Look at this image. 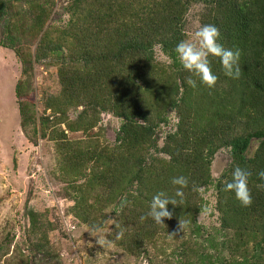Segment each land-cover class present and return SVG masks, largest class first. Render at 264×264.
Wrapping results in <instances>:
<instances>
[{"label": "trees", "instance_id": "16d2710c", "mask_svg": "<svg viewBox=\"0 0 264 264\" xmlns=\"http://www.w3.org/2000/svg\"><path fill=\"white\" fill-rule=\"evenodd\" d=\"M54 2L55 0H0V27L6 33L0 47L15 52L19 62L25 66H31L33 61L43 62L49 53L60 51L62 47L57 40L43 37L39 40L34 60L31 53L22 54L23 48H27L24 44L32 40L34 42L42 31L51 15ZM195 6L200 7L201 11L199 26L215 25L221 33L220 42L227 48L240 51L239 79L226 77L219 60L212 59L211 67L218 77L216 85L212 89L199 84L193 89L187 85L188 73L181 69L174 49L179 41L187 37V15L190 8ZM62 10L68 17L67 23L76 34L79 58L77 53H74L75 58L74 54L59 58L63 63L58 68L61 92L44 104V112L49 111L50 115L38 119L29 103L17 102L19 125L24 137L34 145L38 139H50L48 126L51 123L55 126L63 123L61 118L66 116L69 108L77 110L79 106H83L90 110L97 108V115L113 114L121 120L116 141L122 144L123 149L119 152L118 159L104 153L96 156L100 161L116 165L110 179L115 184L114 194L117 197L141 180L139 171H134L131 162L132 154L141 146H137L141 140L136 137V131L142 125L136 120L146 124L148 127L145 132L150 133V125L165 123V112L174 111L178 117L176 131L167 135L162 152L169 157V171L177 169L184 176L194 177L189 180L190 191L191 184L197 182L206 186L209 176L204 175L203 167L209 163V159L221 148L229 150L231 165L217 184V206L222 213L221 229H227L230 225L226 219L230 215L231 206H227V199L223 203V195L226 193L221 187L222 181L230 180L233 168L239 166L248 171L249 177L256 178L257 185H264V179L258 175L264 171V0H67ZM18 44L23 48L18 47ZM155 47L170 61L173 80L162 78L161 82L157 78L159 73L155 65ZM78 59L82 63L81 68L76 69L73 64ZM24 70L22 75L25 77L27 70ZM161 71L164 75L165 71ZM26 93L27 89L18 81L14 90L15 97L20 100ZM148 93L157 98L154 106L156 110H153L152 105H147ZM166 95L173 96L168 103L163 102L161 97ZM201 99L207 103L205 108H196ZM53 101L55 107L52 105ZM201 110L209 119L203 120L202 112H198ZM86 115L87 113L80 112L79 122ZM199 121H210L212 127L206 125L197 130V126L191 123ZM94 123L88 126H95ZM66 128L71 132L75 129L71 125H66ZM58 137L60 136H54L50 140L57 142ZM253 139L259 141V147L255 155L247 159L244 154ZM62 150L60 146L57 147V152ZM65 155L60 160L66 162V166L58 169L68 176L73 171L70 158ZM143 157L136 158L137 166H141ZM107 177L106 173L101 172L96 179ZM154 178H159L158 174H154ZM117 188L119 193H115ZM249 188L253 202L251 206L244 207V210L254 216L257 222L264 224V187ZM91 189L95 191L98 188L94 184ZM161 191L171 197L162 182L152 188L145 199L141 191H138L139 197L126 196L129 201L127 205L137 208L132 219H137L140 223L141 235L131 236L127 227L118 228L116 217L113 226L115 233L110 235L114 246L129 255H138L144 239L156 235L162 229V225L155 224L151 218L143 221L140 219L149 210L152 197ZM77 192L79 193L78 190ZM230 203L233 204V201ZM94 204L95 201L88 205L80 196L75 199L73 207L80 223L92 229L97 228L92 215L97 210ZM100 208L99 213L103 212ZM121 210L126 211V208ZM236 211L238 212L237 208ZM27 218L30 232L34 235L31 251L40 255L41 264L57 263V255L48 249L50 244L47 243L45 233L40 234L39 216L34 211H28ZM262 230L264 241V227ZM2 241L0 260L10 250L7 241ZM219 246L231 250L226 242Z\"/></svg>", "mask_w": 264, "mask_h": 264}, {"label": "rangeland", "instance_id": "374dc122", "mask_svg": "<svg viewBox=\"0 0 264 264\" xmlns=\"http://www.w3.org/2000/svg\"><path fill=\"white\" fill-rule=\"evenodd\" d=\"M66 2L67 0H55L51 15L34 42L32 40L24 44L27 48L18 44V47L23 48L22 54L31 53L33 60L39 40L43 37L57 40L62 47L60 51L49 53L43 62L33 61L31 66H25L19 62L15 52L0 47V241H7L10 247L8 255L0 260V264H41L40 255L31 251L34 235L29 229L28 211H34L39 216L40 234L45 233L47 243L50 244L48 249L58 257V262L54 264H264V224L247 213L231 192L224 191L225 180L221 187L226 193L223 195V203L227 199V206H231L229 218L226 219L230 226L221 229L222 213L217 206V184L231 165L229 150L226 148L219 149L203 167L204 175L209 176L206 186L198 182L191 184V191L188 187L184 189L182 204L167 206L173 213L172 218L163 221L165 226L162 225L156 235L144 239L139 249L140 254L129 255L112 244L110 235L115 233L113 226L116 217L118 228L127 227L131 236L141 235L140 223L137 219H132L137 208L126 205V211H122V197H139L138 191H141L145 199L152 188L161 182L164 189L171 196L174 195L175 186L171 185L170 180L182 174L177 169L173 172L168 170L169 157L162 152L165 138L176 131L178 117L174 111L165 112V123L150 125L151 134L145 132L148 127L146 124L136 120L142 125L136 131V137L141 140L137 146H141L132 154L131 162L134 171H139L141 180L117 197L114 194L115 184L110 179L116 165L100 161L96 156L104 153L118 159L119 152L123 149L122 144L116 141L121 120L113 114L97 115V108L90 110L83 106H79L77 110L69 108L66 116L61 118L65 124L63 122L55 126L51 123L48 126L50 139L60 136L57 142L44 138L38 139L34 145L24 137L19 125L17 102L29 103L38 119L50 115L49 111L44 112V104L61 92L58 68L63 63L59 58L74 53L79 58L76 34L67 23L68 17L62 10ZM200 12L198 6L190 8L186 38L199 27ZM5 34L0 27V43ZM153 51L159 73L157 78L161 82L162 78L173 80L168 58L157 47ZM81 63V59H78L73 67L79 69ZM24 69L27 70L25 77L22 75ZM161 69L165 71L164 75ZM18 81L27 89L20 100L14 95ZM197 96L201 98L200 95ZM161 97L167 103L173 98L171 95ZM146 101L147 105H152L153 110H156L155 95L148 93ZM206 104L201 99L196 108H205ZM52 105L56 106L54 101ZM160 108L161 105L158 110ZM80 112L87 113L81 122L78 118ZM203 116V120L209 119L207 114ZM210 121L192 122L191 125L197 126L198 130L206 125L212 127ZM93 123L95 126H88ZM66 125H71L76 130L71 132ZM58 146L63 148L61 152H57ZM258 147L259 141L253 139L245 157L251 159ZM65 154L70 158L73 171L68 176L59 172L60 167L66 166V162L62 161ZM142 155L144 157L140 161V169L141 166H137L135 160ZM101 172L108 175L107 179H96ZM154 174H158L159 178H154ZM186 177L189 180L194 178L190 175ZM256 182V178L249 177V186L256 189ZM94 184L98 189L92 191L91 186ZM118 190L119 188L115 193ZM80 196L88 205L95 201L97 210L92 215L94 225L100 231L80 223L73 208L75 199ZM232 201L233 204L230 203ZM99 207L103 212H98ZM183 221L188 223L179 230V222ZM225 242L231 250L219 246Z\"/></svg>", "mask_w": 264, "mask_h": 264}, {"label": "clouds", "instance_id": "9594fccd", "mask_svg": "<svg viewBox=\"0 0 264 264\" xmlns=\"http://www.w3.org/2000/svg\"><path fill=\"white\" fill-rule=\"evenodd\" d=\"M220 40L221 33L215 25L203 24L192 32L189 38L179 41L175 46V57L181 69L188 73L186 83L189 87L195 89L199 84L212 89L216 85L218 77L212 70V59L219 60L226 77L234 80L240 78V51L225 47ZM258 175L264 179V171ZM170 183L175 186L174 195L170 197L163 191L155 194L150 201L149 210L140 217L141 221L151 218L155 224L165 226L163 221L172 218L173 213L167 206L176 207L183 203L184 189L188 187L189 179L183 175L174 176ZM224 191L231 192L242 207L251 206L253 200L248 171L239 166L234 167L231 179L224 181ZM128 203L127 197H122L120 207L123 208ZM187 223V221L179 222V230Z\"/></svg>", "mask_w": 264, "mask_h": 264}, {"label": "built area", "instance_id": "2783aa9c", "mask_svg": "<svg viewBox=\"0 0 264 264\" xmlns=\"http://www.w3.org/2000/svg\"><path fill=\"white\" fill-rule=\"evenodd\" d=\"M74 228L72 227V230H73Z\"/></svg>", "mask_w": 264, "mask_h": 264}]
</instances>
